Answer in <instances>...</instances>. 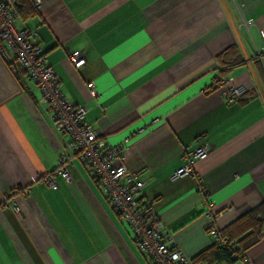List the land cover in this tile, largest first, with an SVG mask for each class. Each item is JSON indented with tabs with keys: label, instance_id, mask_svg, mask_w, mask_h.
<instances>
[{
	"label": "crops",
	"instance_id": "obj_1",
	"mask_svg": "<svg viewBox=\"0 0 264 264\" xmlns=\"http://www.w3.org/2000/svg\"><path fill=\"white\" fill-rule=\"evenodd\" d=\"M30 2L34 13H17V25L34 31L63 96L87 108L105 143L131 137L123 156L147 181L140 203L187 256L212 244L209 202L218 229L264 203V0ZM231 46L225 60L242 63L226 85L246 91L243 102L210 87ZM15 66L12 74L0 58V264H144L88 169L72 160L69 182L53 173L64 137L37 83ZM201 141L207 155L174 176ZM50 173L55 189L39 178ZM244 258L264 264V238Z\"/></svg>",
	"mask_w": 264,
	"mask_h": 264
},
{
	"label": "built area",
	"instance_id": "obj_2",
	"mask_svg": "<svg viewBox=\"0 0 264 264\" xmlns=\"http://www.w3.org/2000/svg\"><path fill=\"white\" fill-rule=\"evenodd\" d=\"M35 6L40 0H32ZM17 12L9 0H0V58L10 66L12 74L24 70L33 79L40 90L39 100L52 111L53 125L64 137L58 151L57 163L53 173L62 176L66 181L71 177L66 165L72 160L80 162L91 173V180L103 191L111 210L131 230L132 241L141 255L144 264H192L177 245L172 234L163 229V224L152 204L143 205L139 196L143 193L147 181L139 174L130 171L124 163V150L131 137L121 143H105L92 125L85 122L87 108L74 105L63 96L54 70L48 64L43 49L29 39L33 30L17 25ZM10 53L12 55H10ZM75 67L84 64L85 59L80 51L68 54ZM215 67L210 87L219 89L227 100H235L244 90L240 87L226 85L227 76L220 78ZM209 145L201 141L196 148L184 151V164L174 172V176L191 173V164L195 159L207 155ZM44 184L57 188L53 174L39 175ZM212 203L206 206L205 225L212 241L225 245L215 225L218 213L211 211ZM18 211V208H15ZM244 264H253L244 257Z\"/></svg>",
	"mask_w": 264,
	"mask_h": 264
},
{
	"label": "trees",
	"instance_id": "obj_3",
	"mask_svg": "<svg viewBox=\"0 0 264 264\" xmlns=\"http://www.w3.org/2000/svg\"><path fill=\"white\" fill-rule=\"evenodd\" d=\"M17 13L25 17L34 13L30 0H9ZM235 46L226 48L218 57L217 74L220 78L226 76L227 71L242 63L241 58L234 57L225 60L226 56L235 53ZM246 91L237 97V101L243 102ZM221 237L229 243L220 245L214 241L212 244L193 257H189L192 264H232L241 257L253 244L264 238V203L243 214L223 229H218Z\"/></svg>",
	"mask_w": 264,
	"mask_h": 264
}]
</instances>
